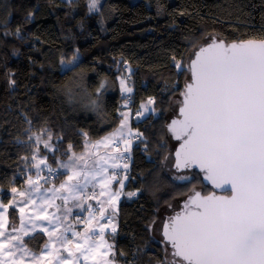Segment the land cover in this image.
<instances>
[{
  "label": "snow or ice",
  "instance_id": "6c2138e0",
  "mask_svg": "<svg viewBox=\"0 0 264 264\" xmlns=\"http://www.w3.org/2000/svg\"><path fill=\"white\" fill-rule=\"evenodd\" d=\"M99 3L100 0H88V12L100 11ZM33 18L29 12L27 20ZM14 34L24 38L19 28ZM4 35L13 33L6 31ZM16 54L14 50L13 55ZM121 63L123 60L117 61V71L121 73L117 80L124 104L117 109L119 125L112 132L93 142L88 132L80 130L77 134L82 137L84 148L81 154L74 152L75 146L71 143L64 151L57 144L53 151V134L46 126L39 133L26 129L28 139L17 141L31 153L30 157L21 159L24 171L34 169L36 179L32 174L27 175L26 189L18 192L12 187V201L9 205L0 203V264H24L25 256L31 257V264H45V259L46 264H80L81 260L84 264L90 260L93 264H117L115 245L108 239L109 236L114 239L117 233L114 223L117 202L122 195L129 198L137 195V192L123 191L126 181L134 179L128 163L133 141L145 144V152L149 154L143 133L133 131L129 111L123 110L130 109L133 88L128 83L131 76L123 75L131 69L127 66L121 69ZM80 65L78 49L70 58L62 54L59 60L63 75L75 72ZM172 66L177 75L187 74L190 79L173 108L175 112L178 107V115L165 125L166 130L156 145L159 154L167 149L169 136L179 142L174 153L166 152L162 156L160 169L175 170L171 176L172 187H176L177 182L192 184L202 174L203 181L214 189L230 191L231 195L218 196L213 192L205 196L193 186L186 194L183 209L160 222L164 247L158 264H264V39L227 43L209 35L202 44L193 42V51L187 58L177 60L173 56ZM8 75L11 77L14 73ZM15 83L9 78L10 88ZM74 89H80L81 100H86L84 109L102 117L108 82L99 83L93 98L85 87L84 75L79 74L65 88L69 103L74 100ZM177 90L178 82L162 92L167 91L172 97ZM162 111L156 107V99L149 97L141 103L135 116L140 119L146 113L155 116ZM25 120L32 123L27 117ZM56 139L61 141L62 137ZM101 146L105 149L102 154L93 151ZM48 153L55 157L57 168L47 163ZM56 153L67 159L56 157ZM42 169H47L44 176H41ZM189 169L194 174L185 172ZM195 169H199V173H195ZM24 171L17 174L24 175ZM61 174L66 175V179L59 187L48 188L47 185H54ZM113 182L119 188L113 190ZM17 194L22 198L19 202L15 199ZM97 197H106L97 200L98 215L89 203ZM57 200L62 203H56ZM17 203L22 205L19 207L20 228H16L14 216L9 221L7 213V208H14ZM165 203L173 207L168 201ZM29 204L36 209L37 219L29 218L30 227L26 228L25 208ZM50 208L55 211L45 215ZM74 209L79 210L75 223L86 225L82 233L70 220ZM84 212L88 215L82 219ZM37 220H46L49 227ZM103 220L107 222L101 223ZM156 223L154 219L148 226L149 232ZM8 228L12 231H7ZM38 228L46 232L48 243L58 245L47 251L42 249L41 255L32 253L24 239ZM61 248L67 252V257L61 254ZM120 255L125 254L120 252Z\"/></svg>",
  "mask_w": 264,
  "mask_h": 264
},
{
  "label": "trees",
  "instance_id": "16d2710c",
  "mask_svg": "<svg viewBox=\"0 0 264 264\" xmlns=\"http://www.w3.org/2000/svg\"><path fill=\"white\" fill-rule=\"evenodd\" d=\"M97 7L100 11L90 13L88 0H0L1 195L7 202L12 187L20 189L27 175L34 176V169L24 171L21 159L31 153L17 142L28 139L26 129L39 133L46 126L53 134V151L57 144L64 151L71 143L78 153L83 150V139L77 134L80 130L96 140L118 126L117 109L124 101L117 80V61L123 60L120 68H131V111L135 112L149 97H154L156 107L163 111L131 121L132 129L143 133L147 140L149 154L145 144L135 140L129 160L134 179L126 182L125 190L136 191L137 195L120 200L117 233L111 240L117 264H158L164 247L162 225L159 236L154 226L151 232L148 226L157 221L160 210L178 211L193 186L209 192L200 175L192 184L177 182L172 187L171 176L159 166L162 156L175 146L169 137L167 149L157 154L156 145L166 130L167 116L173 112L170 100L179 96L186 80V74L177 75L172 57L187 58L193 42L202 44L209 35L225 41L264 39V0H100ZM29 12L34 17L31 21L27 20ZM17 28L23 39L14 34ZM6 31L13 35H4ZM76 49L80 52V67L61 74V55L70 58ZM9 73L14 75L9 77ZM79 74L84 75L85 87L93 98L99 83L108 82L102 117L84 109L86 100H81L80 89H74V100L69 103L65 88ZM9 78L16 81L12 88ZM177 82L174 96L162 92ZM25 117L32 123H27ZM57 137L62 140L57 141ZM48 157V162L55 164L52 153ZM56 157L67 158L59 153ZM20 171L24 175H18ZM166 201L173 207L169 208ZM11 211L17 219L16 211ZM34 239L44 242L41 233L27 237L26 242Z\"/></svg>",
  "mask_w": 264,
  "mask_h": 264
},
{
  "label": "rangeland",
  "instance_id": "374dc122",
  "mask_svg": "<svg viewBox=\"0 0 264 264\" xmlns=\"http://www.w3.org/2000/svg\"><path fill=\"white\" fill-rule=\"evenodd\" d=\"M206 38V37H205ZM204 38V39H205ZM204 42V41H203ZM128 68H130L128 65H126ZM125 66V67H126ZM131 69V68H130ZM119 75H121V73L119 74ZM118 75V76H119ZM123 75L124 76H131V72H128V71H124L123 72ZM188 79V77H187V74H186V80ZM185 80V81H186ZM132 78L130 79V81H128V83H129V86H131L132 87ZM118 85H119V82H118ZM179 98V96L178 97H174V98H172V100H171V102H172V109L175 107V103H176V101H177V99ZM147 101V100H146ZM146 101H144V102H146ZM141 105V104H140ZM139 108H140V106H139ZM139 108L137 109V110H139ZM177 109H178V107H176L175 108V112L173 111L169 116H167L168 117V120L170 119V118H172V117H176L177 116ZM137 110L135 111V112H132L131 111V109H124V111H129V123H130V120H131V118L133 117V120H135L136 122L137 121H141V120H143L145 117H147L150 113H146L145 114V117H143V118H140V119H137L136 118V116H135V114H136V112H137ZM119 125V124H118ZM118 127V126H117ZM131 127V126H130ZM113 131V130H112ZM134 131V130H133ZM135 132V131H134ZM108 134V133H107ZM106 134V135H107ZM105 136V135H104ZM98 139H96V140H92L93 142H95V141H97ZM134 142H135V140L133 141V144H134ZM41 145H43V144H41ZM121 147V149L123 148V145H121L120 146ZM173 149H174V145H173V147H172V152H173ZM93 151L94 152H100L101 154L105 151V149L101 146L99 149H93ZM110 151V150H109ZM84 152V148H83V150L81 151V152H78V153H76V154H81V153H83ZM128 155H130V153L128 154ZM67 158H65V159H63V160H66ZM47 163L48 164H50L49 162H48V160H47ZM53 168H57V164H56V162H55V164H50ZM166 170V172L170 175V176H172V174L175 172V170L174 169H171V167H169V168H166L165 169ZM58 172H61V173H63L64 172V170H62V169H58ZM47 173V169H42V171H41V176H44L45 174ZM186 173L187 174H189L187 171H186ZM33 179L35 180L36 179V177H35V175L33 176ZM66 179V175H64L63 174V177L60 179V181L58 182V183H55L54 185L53 184H48L47 185V187L48 188H52V187H59V185H60V183H62L64 180ZM127 182V181H126ZM113 185H114V188H113V190H115V188H119V185L118 184H115V182H113ZM26 187H27V185L26 184H24V187H22V188H20V189H17L18 190V192L19 191H23V190H25L26 189ZM196 189L197 190H199L200 188L199 187H196ZM90 191H91V189H90ZM96 191H97V194L99 193V191H100V189H99V187L96 189ZM125 193H127V192H136V191H132V190H125V188H124V190H123ZM123 197H126V198H129L127 195H122L121 196V198H120V200L123 198ZM131 198H133V197H131ZM12 199H13V194L11 193V191H10V199L7 201V202H4L3 201V199H2V195H1V190H0V203H2V204H4V205H9V203H10V201H12ZM15 199H16V201L17 202H19V201H21V197L17 194L16 196H15ZM98 199H106V197H97V198H93L91 201H89V203H91L92 205H93V207H94V209H96L97 211H96V214L98 215L99 213H98V209H99V204H98V202H97V200ZM120 200L117 202V214L115 215V217H114V223L116 224V226H118V206H119V202H120ZM39 203V202H38ZM56 203H62L61 201H59V200H57L56 201ZM20 206H22L20 203H17L16 204V206L13 208V207H8L7 208V213L8 214H10V212H12L11 210H14V211H16V213H17V215H18V219H15V226H16V228H20L21 227V223H20V217H21V213L19 212V207ZM35 211H36V209L31 205V204H29L26 208H25V221L27 222L25 225H24V227H30V220H29V218H31V220H36L37 218H36V216L34 215V213H35ZM53 211H55V209L54 208H50V209H48L47 210V213H45V215H48V214H50L51 212H53ZM79 212V210H77V209H74L73 210V215H72V217H70V220L72 221V223H73V225H74V227L76 228V230H81V229H83L82 231H81V233L82 232H84V230H85V227H86V225L84 224V223H79V224H76L75 223V220H76V215H77V213ZM171 213L173 214V213H175V211H170V212H168V211H166L165 209H162V210H160L159 211V215H158V218H157V223L154 225V228H155V230L157 231L156 233H158L157 235L159 236V228L161 227V221H163V220H165V219H167L170 215H171ZM170 214V215H169ZM88 215V213L87 212H84L83 214H82V219H83V217H86ZM11 218H12V216L11 215H9V221L11 222ZM37 222L38 223H42L43 225H44V227H49V225H48V223H47V221L45 220V221H38L37 220ZM107 221L106 220H103V221H101V223H106ZM7 231H9V232H11L12 231V229L11 228H8L7 229ZM36 231H40V229L38 228ZM42 232V231H41ZM32 233H34V232H32ZM32 233H30V234H32ZM45 234H46V232H44ZM36 234V233H35ZM42 234V233H41ZM20 235H23V233L21 232L20 233ZM43 235V234H42ZM69 235V237L71 238V234L69 233L68 234ZM44 236V235H43ZM46 236H47V239L48 240H46L45 242H38V240L36 239H34V240H32V242L31 243H27L26 242V239H25V237H24V239H25V245H26V247H28L30 250H31V252L32 253H35L36 255H41V250L42 249H44V250H50L51 248H53V247H56V246H58V245H55V244H52V243H48V241H49V237H48V235L46 234ZM157 236V237H158ZM27 237V236H26ZM45 238V237H44ZM108 242L109 243H113V241L111 240V237L109 236V239H108ZM46 243H47V245H48V247H47V249L45 248V245H46ZM81 243H83V241L81 240ZM114 244V243H113ZM73 250L75 251V249L73 248ZM61 254L64 256V257H67V252H65V251H63V249L61 248ZM78 254V253H77ZM24 264H31V257L30 256H25L24 257ZM45 264H46V259H45ZM80 264H84V261L83 260H81L80 261ZM88 264H93V261H89L88 262Z\"/></svg>",
  "mask_w": 264,
  "mask_h": 264
},
{
  "label": "water",
  "instance_id": "95a60500",
  "mask_svg": "<svg viewBox=\"0 0 264 264\" xmlns=\"http://www.w3.org/2000/svg\"><path fill=\"white\" fill-rule=\"evenodd\" d=\"M222 40H224V39H222ZM247 40H256V39H247ZM247 40H233V41H225V42H227V43H233V42H240V41H247ZM257 41H259V40H257ZM188 77V79H190V76H187ZM187 79V80H188ZM187 80L184 82V86H185V83L187 82ZM184 86H183V89H184ZM183 89H182V91H183ZM178 109H177V115H178ZM173 118H175V117H172V118H170L167 122H166V124L167 123H169L170 121H171V119H173ZM170 137V136H169ZM172 141H173V143H175V146H174V149H173V152L172 153H174V151H175V148L179 145V142L178 141H176V140H174V139H171ZM186 171V170H185ZM187 171H192L191 169H189V170H187ZM195 172H197V173H199V169H195ZM200 178H201V182H202V184H203V186L204 187H206L207 189H209V192L208 193H202V191H201V194L202 195H210V194H212L213 192L216 194V195H218V196H230L231 195V192L230 191H228V192H224V191H222L221 189H214L213 187H212V185L210 184V183H208V182H206V181H203V176H202V174H200ZM198 191H200V190H198ZM186 198H187V196H186ZM185 198V199H186ZM185 199L181 202V204H180V209L178 210V211H176L175 213H173V214H171L170 216H172V215H175L177 212H180L182 209H183V205H184V201H185ZM166 220V219H165ZM161 236H162V227H161ZM162 238H163V236H162Z\"/></svg>",
  "mask_w": 264,
  "mask_h": 264
},
{
  "label": "crops",
  "instance_id": "0c3cea01",
  "mask_svg": "<svg viewBox=\"0 0 264 264\" xmlns=\"http://www.w3.org/2000/svg\"><path fill=\"white\" fill-rule=\"evenodd\" d=\"M132 119H133V117L131 118V120H130V126H131V121H132ZM99 140V139H98ZM17 219H18V215H17ZM83 229H81V230H79L80 232L82 231ZM35 233H42L43 235H44V242L46 241V240H48L47 239V236H46V234L44 233V232H41V231H35L34 233H32V234H29V236H32V235H34ZM29 236H27V237H29ZM27 237H25V239L27 238Z\"/></svg>",
  "mask_w": 264,
  "mask_h": 264
},
{
  "label": "flooded vegetation",
  "instance_id": "af4514ba",
  "mask_svg": "<svg viewBox=\"0 0 264 264\" xmlns=\"http://www.w3.org/2000/svg\"><path fill=\"white\" fill-rule=\"evenodd\" d=\"M200 190V189H199ZM200 191H202V190H200ZM202 193H203V191H202Z\"/></svg>",
  "mask_w": 264,
  "mask_h": 264
},
{
  "label": "built area",
  "instance_id": "2783aa9c",
  "mask_svg": "<svg viewBox=\"0 0 264 264\" xmlns=\"http://www.w3.org/2000/svg\"><path fill=\"white\" fill-rule=\"evenodd\" d=\"M128 163H129V161H128Z\"/></svg>",
  "mask_w": 264,
  "mask_h": 264
}]
</instances>
